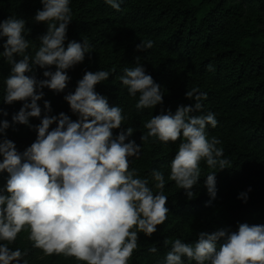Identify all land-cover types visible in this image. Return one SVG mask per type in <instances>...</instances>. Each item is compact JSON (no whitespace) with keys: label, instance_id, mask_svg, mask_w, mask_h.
<instances>
[{"label":"clouds","instance_id":"1","mask_svg":"<svg viewBox=\"0 0 264 264\" xmlns=\"http://www.w3.org/2000/svg\"><path fill=\"white\" fill-rule=\"evenodd\" d=\"M40 2L43 7L34 20L45 23L47 31L38 37V46L27 39L30 29L25 19L9 16L0 21V57L10 65V74L3 81V100L9 105L23 102L12 115L11 124L0 120V135L4 137L0 139V173H7L0 186V264H27L24 251L9 247L21 232L27 233L31 246L45 256L72 257L77 264H129L138 248V234L151 237L157 225L167 219L164 173L152 169L149 176L140 177L137 169H130V158L139 159L141 154V145L128 140L133 127L113 136L112 130L125 120L123 109L110 106L107 97L95 90L113 70L85 72L75 91L64 96L76 120L63 112L41 118L38 101L44 96L42 89L62 92L70 80L67 70L82 63L92 45L83 39L82 43L69 41L65 47L72 21L71 0ZM104 2L120 10L121 0ZM152 47V40L136 44L137 51ZM34 66L46 69L45 79L26 75ZM51 66L55 71L49 70ZM119 81L130 97H138L134 105L138 112L163 101L160 85L139 62L125 67ZM185 95L193 102L179 105L175 113L168 110L152 115L143 124L147 131L141 139L154 138L164 144L180 140L168 180L192 199V188L201 177V161L221 170L230 161L217 147L221 141L208 135V128H215L218 121L215 113L202 112L206 94L194 88ZM44 111H51L47 100ZM0 112L8 115L3 109ZM32 117L41 118L40 123L31 125ZM16 124L34 127L37 132L35 141L23 152L6 136V130ZM204 183L214 199L216 171L208 173ZM238 198L246 202L247 192ZM169 243L170 250L157 264H264V225L242 223L238 231H201L194 243L181 238L164 240L165 246ZM149 251L155 253L157 248Z\"/></svg>","mask_w":264,"mask_h":264},{"label":"trees","instance_id":"2","mask_svg":"<svg viewBox=\"0 0 264 264\" xmlns=\"http://www.w3.org/2000/svg\"><path fill=\"white\" fill-rule=\"evenodd\" d=\"M40 0H0V21L9 16L23 18L27 35L38 46V37L47 31V25L34 20L35 13L42 9ZM72 21L67 28V43L87 39L92 51L82 63L67 70L70 80L62 92L43 88L41 118L59 115L61 112L72 120V113L64 96L74 92L77 82L85 72L113 70L109 79L95 86L96 92L107 97L110 106L119 105L125 120L121 127L113 129V136L128 127L133 134L128 140L141 145L140 158H130V169L135 168L140 177L150 175L152 169L165 176L164 194L167 196V219L157 225L151 237L139 233L138 248L134 250L129 264H157L170 250L164 240L181 238L194 243L198 233L225 229L238 231L239 224L264 225V0H121L119 11L104 0H71ZM209 10L201 15V9ZM141 40H152L153 47L137 51ZM0 40V52L3 51ZM31 51V49H30ZM139 57V61H137ZM139 62L147 74L160 85L163 101L153 109L137 111L136 99L130 97L121 85L119 76L125 67ZM212 68L209 70L208 66ZM39 66L32 73L45 79ZM49 70L55 71V66ZM10 74V65L0 57V120L7 119L22 107V101L6 104L3 100V81ZM197 89L205 93L203 114L215 113L218 124L208 128L209 137H217L223 149V158L230 161L224 169L209 168L201 161V177L188 199L183 189L168 180L170 163L180 140L161 143L149 138L142 142L145 121L193 101L186 98L187 90ZM44 100L50 102L51 111L45 113ZM202 113H193L200 115ZM41 118H30L35 126ZM55 123L50 126L55 127ZM34 127L16 124L6 130L18 151L23 152L36 139ZM0 135V139H3ZM125 142H128L127 140ZM216 171L217 194L212 199L205 187L206 175ZM7 173H0V186L6 182ZM251 189L249 192L248 189ZM247 192V201L238 198ZM223 240L218 241L222 243ZM155 246L157 251L150 252ZM26 253L27 264H77L75 258L60 255L45 256L42 250L33 248L27 233L18 234L10 245Z\"/></svg>","mask_w":264,"mask_h":264},{"label":"rangeland","instance_id":"3","mask_svg":"<svg viewBox=\"0 0 264 264\" xmlns=\"http://www.w3.org/2000/svg\"><path fill=\"white\" fill-rule=\"evenodd\" d=\"M196 2L198 3V4H200V2H201V0H196ZM209 10V8L208 7H203L202 9H201V15H204L207 11Z\"/></svg>","mask_w":264,"mask_h":264}]
</instances>
